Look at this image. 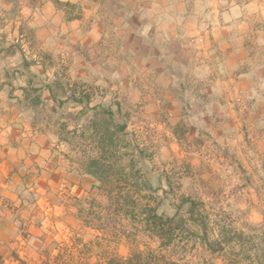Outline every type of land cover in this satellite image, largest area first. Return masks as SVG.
<instances>
[{"label":"crops","instance_id":"crops-1","mask_svg":"<svg viewBox=\"0 0 264 264\" xmlns=\"http://www.w3.org/2000/svg\"><path fill=\"white\" fill-rule=\"evenodd\" d=\"M118 89L216 136L244 112L238 89L264 122V0H0V264L72 185L56 124Z\"/></svg>","mask_w":264,"mask_h":264},{"label":"rangeland","instance_id":"rangeland-1","mask_svg":"<svg viewBox=\"0 0 264 264\" xmlns=\"http://www.w3.org/2000/svg\"><path fill=\"white\" fill-rule=\"evenodd\" d=\"M97 92L57 122L72 185L51 190L7 264H264V122L250 95L232 90L244 112L216 136L177 127L165 105L149 114L118 89L103 106Z\"/></svg>","mask_w":264,"mask_h":264},{"label":"trees","instance_id":"trees-1","mask_svg":"<svg viewBox=\"0 0 264 264\" xmlns=\"http://www.w3.org/2000/svg\"><path fill=\"white\" fill-rule=\"evenodd\" d=\"M109 111H111V110H109ZM93 163H95L94 165H96L98 162L96 161V162H93ZM102 171V170H101ZM90 173H92V174H97V170H94V171H92V172H90ZM156 215V214H155ZM157 217H158V214L156 215ZM160 217V220H163V217H161V216H159Z\"/></svg>","mask_w":264,"mask_h":264}]
</instances>
